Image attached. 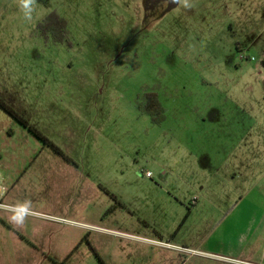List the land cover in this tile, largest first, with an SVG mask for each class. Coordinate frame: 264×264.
<instances>
[{
	"label": "rangeland",
	"instance_id": "1",
	"mask_svg": "<svg viewBox=\"0 0 264 264\" xmlns=\"http://www.w3.org/2000/svg\"><path fill=\"white\" fill-rule=\"evenodd\" d=\"M190 2L0 0V264H264V0Z\"/></svg>",
	"mask_w": 264,
	"mask_h": 264
},
{
	"label": "clouds",
	"instance_id": "2",
	"mask_svg": "<svg viewBox=\"0 0 264 264\" xmlns=\"http://www.w3.org/2000/svg\"><path fill=\"white\" fill-rule=\"evenodd\" d=\"M175 2L182 4L185 9H191L193 7L190 0H175ZM35 4L36 0H19V6L23 12L25 21H32ZM30 207L31 202L29 200H25L23 203L14 206L11 209V222L17 226L23 225L27 216L31 214Z\"/></svg>",
	"mask_w": 264,
	"mask_h": 264
},
{
	"label": "trees",
	"instance_id": "3",
	"mask_svg": "<svg viewBox=\"0 0 264 264\" xmlns=\"http://www.w3.org/2000/svg\"><path fill=\"white\" fill-rule=\"evenodd\" d=\"M43 24H46V25H52V24H57L58 26H60L62 32L65 33V30H66V23L63 19L59 18L58 16L56 15H52L50 17H48ZM0 105H3L4 104L0 101ZM7 109V112L12 116L14 117L20 124H22L25 128H27L29 130L30 133H32L34 136L36 137H41L38 130L34 127H32L30 125V123L23 117H21L17 112L13 111L11 108H6Z\"/></svg>",
	"mask_w": 264,
	"mask_h": 264
},
{
	"label": "crops",
	"instance_id": "4",
	"mask_svg": "<svg viewBox=\"0 0 264 264\" xmlns=\"http://www.w3.org/2000/svg\"><path fill=\"white\" fill-rule=\"evenodd\" d=\"M248 235L246 233H243L242 237L239 238L240 242H243L244 240H247Z\"/></svg>",
	"mask_w": 264,
	"mask_h": 264
},
{
	"label": "flooded vegetation",
	"instance_id": "5",
	"mask_svg": "<svg viewBox=\"0 0 264 264\" xmlns=\"http://www.w3.org/2000/svg\"><path fill=\"white\" fill-rule=\"evenodd\" d=\"M2 108H4L5 110H6V112H7V109L6 108H10V107H7L6 105H0ZM8 113V112H7ZM9 114V113H8ZM10 115V114H9ZM14 118V117H13ZM15 119V118H14ZM16 120V119H15Z\"/></svg>",
	"mask_w": 264,
	"mask_h": 264
},
{
	"label": "built area",
	"instance_id": "6",
	"mask_svg": "<svg viewBox=\"0 0 264 264\" xmlns=\"http://www.w3.org/2000/svg\"><path fill=\"white\" fill-rule=\"evenodd\" d=\"M148 176H150V174H148ZM0 207H2V204L0 203Z\"/></svg>",
	"mask_w": 264,
	"mask_h": 264
}]
</instances>
